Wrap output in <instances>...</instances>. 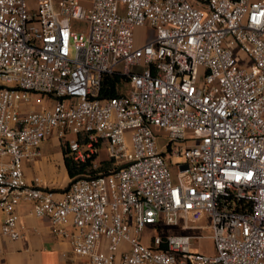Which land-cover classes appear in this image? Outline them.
Returning a JSON list of instances; mask_svg holds the SVG:
<instances>
[{
  "label": "built area",
  "instance_id": "obj_1",
  "mask_svg": "<svg viewBox=\"0 0 264 264\" xmlns=\"http://www.w3.org/2000/svg\"><path fill=\"white\" fill-rule=\"evenodd\" d=\"M136 28L150 34L137 43ZM113 74L124 91L99 97ZM31 92L50 105L23 109ZM49 135L75 162L104 145L120 167L59 193L27 183L22 164ZM21 201L83 264H264V0H0L6 239L20 236ZM192 210L209 217L212 254L187 234L142 243L144 226Z\"/></svg>",
  "mask_w": 264,
  "mask_h": 264
},
{
  "label": "crops",
  "instance_id": "obj_2",
  "mask_svg": "<svg viewBox=\"0 0 264 264\" xmlns=\"http://www.w3.org/2000/svg\"><path fill=\"white\" fill-rule=\"evenodd\" d=\"M145 30L150 32L149 29ZM135 41L137 42L136 39ZM29 95V102L21 105L25 110H37L50 105L48 98L42 94L31 92ZM63 143L53 135L39 142L37 145L39 154L22 164L25 182L30 183L36 177L42 187L57 193L67 186L69 177L63 164L61 152ZM15 211L20 236L16 240H9L0 235V264H83L82 259L72 256L67 239L52 234L46 217L34 216L31 202H19L15 206ZM191 212L200 211L192 210L188 213ZM1 220L0 213V223ZM196 227L198 226L183 229H199Z\"/></svg>",
  "mask_w": 264,
  "mask_h": 264
},
{
  "label": "rangeland",
  "instance_id": "obj_3",
  "mask_svg": "<svg viewBox=\"0 0 264 264\" xmlns=\"http://www.w3.org/2000/svg\"><path fill=\"white\" fill-rule=\"evenodd\" d=\"M52 5L55 8L57 5L58 0H51ZM150 34L149 31L145 30V28H138L135 33V39L137 42L143 41L144 36H148ZM125 86L124 84L121 85V88L119 91H124ZM151 130L154 134L157 136V141L159 145H163V142L167 140V134L164 130L161 128L151 126ZM192 131L189 129L185 130L184 137L186 138V142L191 143L194 140ZM66 139H69L71 137H74L72 133H66ZM178 145H180V142H176ZM108 160V156L106 153V150L104 148V145H100L97 148L96 157L94 159V166L91 165L92 168H96L100 161ZM178 162L181 161V158H177ZM173 170L172 166L170 168ZM173 172V171H172ZM186 218V219H185ZM184 221L189 226H198L199 229H183L184 227ZM209 224L208 217L201 212H191L188 213L185 217L180 216L178 217V222L174 226H165L160 225L158 228H154L151 225L144 226L142 233H141V241L144 245H148L150 243V237L152 235H159V236H166L171 234H187L189 235V245L190 250L192 252H198L206 255H210L213 253V244L212 239L208 236L209 230L207 229V226ZM198 236V237H197Z\"/></svg>",
  "mask_w": 264,
  "mask_h": 264
},
{
  "label": "trees",
  "instance_id": "obj_4",
  "mask_svg": "<svg viewBox=\"0 0 264 264\" xmlns=\"http://www.w3.org/2000/svg\"><path fill=\"white\" fill-rule=\"evenodd\" d=\"M123 84V78L118 75H103L101 79L99 97L105 98L118 95L120 92L119 89ZM61 152L63 155V164L69 177V181L79 177H91L109 173L120 167L115 165L112 159L108 158V160L100 161L96 168H92L91 163L95 159V155L87 158L84 162H75L68 153L65 143L61 145Z\"/></svg>",
  "mask_w": 264,
  "mask_h": 264
}]
</instances>
